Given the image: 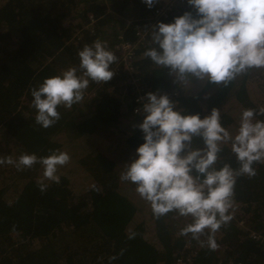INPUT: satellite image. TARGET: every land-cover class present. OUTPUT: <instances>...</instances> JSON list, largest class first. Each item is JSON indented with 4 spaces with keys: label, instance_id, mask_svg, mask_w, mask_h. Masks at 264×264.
<instances>
[{
    "label": "trees",
    "instance_id": "trees-1",
    "mask_svg": "<svg viewBox=\"0 0 264 264\" xmlns=\"http://www.w3.org/2000/svg\"><path fill=\"white\" fill-rule=\"evenodd\" d=\"M154 7L149 9L142 0H4L0 4V151L4 150L0 156L16 159L34 153L39 158L59 150L70 157L57 170L60 182L45 180V191L38 184L43 175L40 164L22 171L2 165L9 180H0V264H177L185 254L193 257L194 264L218 260L264 264V251L251 238L252 232L264 235V164L253 165L254 177L237 179L232 220L215 233L214 250L206 244L207 235L197 240L180 234L191 223L190 217L182 221L173 211L154 218L135 185L120 180L119 164L136 159L135 150L144 142L136 127L143 115L134 112L141 106L136 102L141 88L146 93H165L185 114L199 113L203 118L215 108L229 131L234 124L226 110L229 103L241 112L263 108L251 98L248 85L251 79H264V68H250L225 85L192 77L182 81L145 58L144 51L155 47L148 33L158 22L172 23L185 12L198 18L188 4L175 5L167 19L147 32L145 21ZM90 18L95 23L86 29ZM139 30L145 34L144 44L136 46L132 61H124L114 44L118 37L137 43ZM96 40L117 56L110 68L117 65L119 75L104 83L87 106L80 102L71 109L60 106V119L53 126L36 124L30 89L78 66L77 53ZM196 82L202 84L200 91L185 90ZM119 124L126 125L120 133L125 139L119 135L122 146L108 154L96 150L102 141L99 134L112 128L113 138ZM192 147L202 148V140L194 137ZM221 147L213 167L238 168L231 147ZM11 179V184L5 183Z\"/></svg>",
    "mask_w": 264,
    "mask_h": 264
},
{
    "label": "clouds",
    "instance_id": "clouds-1",
    "mask_svg": "<svg viewBox=\"0 0 264 264\" xmlns=\"http://www.w3.org/2000/svg\"><path fill=\"white\" fill-rule=\"evenodd\" d=\"M142 3L150 9L157 0ZM187 4L198 18L185 12L172 23L158 22L148 33L155 47L144 51L145 58L182 81L192 77L225 85L250 68H264V0H187ZM77 55L78 66L30 89L35 122L43 128L60 119L58 107L71 109L81 102L90 82L103 84L114 76L109 69L117 56L105 42L85 45ZM137 102L141 106L134 112L143 120L136 127L144 142L135 150L136 159L123 166L120 180L135 185L154 218L173 211L190 217L180 234L197 240L207 235V246L216 249L215 233L232 220L237 179L254 177L253 165L264 164V119L259 118L264 117V108L242 110L233 135L215 108L203 118L199 113L185 114L167 95L156 92L145 93ZM194 137L202 140V148L192 147ZM225 144H230L238 168L213 167ZM69 161V155L59 150L39 158L34 153L0 157V165H12L17 171L40 164L41 191L48 187L45 180L60 182L57 170Z\"/></svg>",
    "mask_w": 264,
    "mask_h": 264
},
{
    "label": "rangeland",
    "instance_id": "rangeland-1",
    "mask_svg": "<svg viewBox=\"0 0 264 264\" xmlns=\"http://www.w3.org/2000/svg\"><path fill=\"white\" fill-rule=\"evenodd\" d=\"M261 79H262V81H258L256 79H251L250 82H249L248 87H249V90H251V92H252V95H250V96L253 99V101L264 108V81H263L264 79L263 78H261ZM192 84L193 85H187L185 87V90L190 92V93H196V92L201 90L202 84H200L199 82L192 83ZM105 85L106 84L103 83L100 86V85H98L96 83H91L90 82L89 87H88L89 90H85L84 91V94H83L84 99L80 102L81 105L84 106L83 104H85L87 106L88 103H90L97 96V94H99L103 90V87ZM252 90H254V91H252ZM140 91H141V95L138 96L139 99H141L146 93L145 92V88H141ZM159 95H165V93H163V94L160 93ZM88 101H90V102H88ZM226 110L228 111L229 116L234 119V124H232L233 126L231 127V130H230V132H232V134L234 135L236 130H237V128H238L239 116H240L241 111L238 108H236L235 105L232 104V103H229L226 106ZM123 120H124V117L122 118V121ZM131 123L133 124L134 122L131 121ZM125 128H126L125 124H119L118 125V132L116 134L117 136H114L113 138L110 137V132H113L112 128H110L108 131H105L103 133V136H101L99 134V136L101 137L102 141L100 142V139L98 140V143L100 142V144L98 145V147L95 145V149L98 150V151H101L104 154L113 153L115 151L114 149L116 148L117 145H121L122 146V144H123L122 139L119 138V135H120V133H122V131ZM106 135H109L110 139H105L104 137ZM120 136L123 139H125V137H126L125 134H121ZM88 138H89V136H88ZM82 139H80V140H82V142L85 143L84 139H86V138H82ZM89 139H92V138L90 137ZM80 140H79V142H81ZM98 143H95V144H98ZM228 145L230 146V144H228ZM89 147H91V149H94L93 145H90ZM0 149H1V147H0ZM3 152H4V150H1L0 154H2ZM126 164H127L126 162L120 163L119 166H118V172L122 173V171L124 170L123 166L126 165ZM5 179L9 180V175L7 174V169L3 168L2 165H0V180H2V183H4L3 181ZM12 182H13V180L11 179L9 182H5V183H10L11 184ZM179 217H181V216H179ZM181 220L186 222L188 220V217H181ZM240 222L244 223V220L240 219ZM190 248H191L190 245L185 246L186 250H190ZM196 252L197 251L195 250V254H196ZM188 256H190V254H185V255L181 256V258H186ZM190 261L191 262L189 264H194L193 257H190Z\"/></svg>",
    "mask_w": 264,
    "mask_h": 264
},
{
    "label": "built area",
    "instance_id": "built-area-1",
    "mask_svg": "<svg viewBox=\"0 0 264 264\" xmlns=\"http://www.w3.org/2000/svg\"><path fill=\"white\" fill-rule=\"evenodd\" d=\"M103 1H107V0H103ZM129 1H131V0H129ZM175 5L186 6L187 0H157V3H155L154 9L152 10L151 14L149 15V17L145 21L146 31L148 32L152 28V26L154 24H156L158 21H162L163 19H167L169 12L172 11V9ZM94 23H95V20L93 18H90L89 23H88V25H86L85 28L88 29L89 27L93 26ZM137 36L139 37V40L137 43H130L127 41H123L122 37H118L119 42H117L114 46L118 51H120L122 53L124 61H132L136 46L144 44V43H141V41L144 38L145 34H142L141 30H139V33ZM128 67H129L128 70H130L131 66L129 64H128ZM109 70L114 71V76L119 75V67L117 65L113 66ZM98 85L101 86L102 84H98ZM138 100L139 99H137L136 102ZM251 238L253 240H255L256 242H258V244L261 245V247L264 251V235L258 234L256 232H252ZM190 262H191L190 256H188L186 258L180 257L179 259H177L178 264H189ZM219 264H223V263L219 262ZM227 264H231V263H227Z\"/></svg>",
    "mask_w": 264,
    "mask_h": 264
},
{
    "label": "water",
    "instance_id": "water-1",
    "mask_svg": "<svg viewBox=\"0 0 264 264\" xmlns=\"http://www.w3.org/2000/svg\"><path fill=\"white\" fill-rule=\"evenodd\" d=\"M219 262H221V260H218L216 263H214V264H219ZM229 263H231L232 264V261H229ZM224 264V263H223Z\"/></svg>",
    "mask_w": 264,
    "mask_h": 264
},
{
    "label": "crops",
    "instance_id": "crops-1",
    "mask_svg": "<svg viewBox=\"0 0 264 264\" xmlns=\"http://www.w3.org/2000/svg\"><path fill=\"white\" fill-rule=\"evenodd\" d=\"M98 143V142H97Z\"/></svg>",
    "mask_w": 264,
    "mask_h": 264
}]
</instances>
